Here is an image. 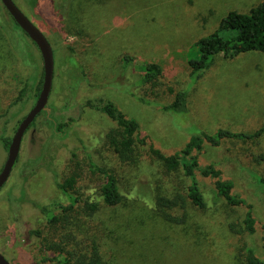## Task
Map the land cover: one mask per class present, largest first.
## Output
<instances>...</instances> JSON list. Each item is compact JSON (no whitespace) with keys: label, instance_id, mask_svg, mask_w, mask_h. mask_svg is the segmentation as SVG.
Wrapping results in <instances>:
<instances>
[{"label":"rangeland","instance_id":"obj_1","mask_svg":"<svg viewBox=\"0 0 264 264\" xmlns=\"http://www.w3.org/2000/svg\"><path fill=\"white\" fill-rule=\"evenodd\" d=\"M13 1L52 47L48 110L59 120L71 121L63 133L53 132L40 113L23 133L17 158L0 187V252L9 264H58L50 259L53 252L41 249L58 232L46 224L38 206L66 203L55 182L72 172L78 175L74 189L81 201L99 200L100 179L90 161L111 170L124 195L118 205L100 203L92 217L81 215L78 221L99 236L104 264H242L245 246L264 258V191L249 178L264 175V133L254 140L225 139L218 146L204 142L200 153L251 205L253 234L230 231L227 223L239 222L244 207L214 202L212 179L199 174L208 206L200 210L188 203L184 221L174 224L154 216V196L184 193L186 178L180 171H166L147 147H138L135 162L120 161L105 139L114 124L84 105L87 98L112 100L164 153L179 151L200 131L251 133L264 120V53L217 54L209 66L195 71L189 60L199 56L198 39L215 31L229 10L247 11L262 0ZM148 62L162 68L161 85L154 92L141 86ZM40 76L37 46L0 1V115L20 108L0 138L11 137L36 96L27 92L19 103L9 104L26 82H38ZM167 86L186 91V111L161 108L169 97L157 91ZM1 141L0 169L7 154ZM34 228L40 236L30 233Z\"/></svg>","mask_w":264,"mask_h":264},{"label":"trees","instance_id":"obj_2","mask_svg":"<svg viewBox=\"0 0 264 264\" xmlns=\"http://www.w3.org/2000/svg\"><path fill=\"white\" fill-rule=\"evenodd\" d=\"M30 2L33 3L34 0H30ZM196 46L199 56L197 59L189 60L190 68L193 71L209 66L213 61V56L217 54L232 57L250 50H258L264 53V0L251 6L247 11L229 10L221 18L218 28L209 35L198 39ZM161 74L162 68L158 63H146L141 74V86L149 87L151 92H154L161 85ZM41 80L40 76L38 82L37 80H33L32 83L26 82L8 107L19 103L24 99L23 95L27 92L35 97L40 89ZM157 93L169 97L161 105L163 110H187L186 91L167 86L164 91H157ZM138 98L144 100V97L140 95ZM84 105L104 114L114 124L105 134V139L120 161L135 162L138 147H147L149 153L160 162L166 171H180L182 176L186 178L184 193L174 192L170 195L156 193L154 196L156 215L154 216H158L163 221L180 224L186 216L188 203L200 210L205 209L208 202L197 178V174H199L212 179L214 202L220 200L228 206L244 207L245 211L239 222L229 221L227 223L230 231L253 234L256 220L251 205L234 190L233 181L225 176L214 163L204 162L200 158V153L203 150L204 142L218 146L225 139L254 140L258 138L264 133V120L257 129L248 134L222 128L212 134L200 131L192 135L179 151L164 153L148 140L147 134L142 132L139 122L123 113L112 100L102 96L94 99L87 98ZM19 110L20 108L10 111L9 115H7L8 110H6L0 115L4 116L3 122L0 124V136L1 133L5 134L6 124ZM40 113L44 114V121L53 132L63 133L66 127L70 125L71 119L59 120L48 109L42 110ZM1 139L2 144L7 148L10 138L7 136ZM258 158V160L263 159V155H259ZM89 165L92 172L97 174L100 179L99 200L81 201L74 189L78 175L76 172H72L62 181L55 182L56 187L67 198V202H54L50 205L51 208L46 205L38 206L41 213L44 214L46 224L58 232L54 239H45L41 244V249L53 252L54 256L50 259L55 260L58 264H104L98 241L99 236L94 233L89 234L87 229L84 226L81 227V223L78 221L81 215L92 217L94 212L98 210L100 203L105 206L118 205L122 202L124 195L111 170L92 161ZM249 178L255 188L264 191V175L255 180L249 174ZM175 211H179V213L175 214ZM72 217L75 218L73 224L71 223ZM30 233L40 236L41 231L34 228L30 230ZM261 245L264 249V234L261 237ZM242 264H264V258L258 255L252 246H245Z\"/></svg>","mask_w":264,"mask_h":264},{"label":"water","instance_id":"obj_3","mask_svg":"<svg viewBox=\"0 0 264 264\" xmlns=\"http://www.w3.org/2000/svg\"><path fill=\"white\" fill-rule=\"evenodd\" d=\"M5 10L14 22L37 46L42 59V80L39 92L28 111L19 120L7 145L6 158L0 169V187L10 174L12 166L17 158L23 133L41 110H47L48 94L51 88L53 75V51L43 32L18 8L13 0H0ZM0 264H9V261L0 252Z\"/></svg>","mask_w":264,"mask_h":264},{"label":"flooded vegetation","instance_id":"obj_4","mask_svg":"<svg viewBox=\"0 0 264 264\" xmlns=\"http://www.w3.org/2000/svg\"><path fill=\"white\" fill-rule=\"evenodd\" d=\"M40 85H41V84H40ZM38 92H39V91H38ZM37 94H38V93H37ZM36 97H37V95H36ZM35 99H36V98H35ZM41 111H42V110H41ZM41 111H40V112H41ZM40 112H39V113H40Z\"/></svg>","mask_w":264,"mask_h":264}]
</instances>
